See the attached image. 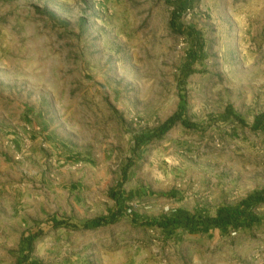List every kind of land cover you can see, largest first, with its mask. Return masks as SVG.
I'll list each match as a JSON object with an SVG mask.
<instances>
[{
	"label": "rangeland",
	"instance_id": "374dc122",
	"mask_svg": "<svg viewBox=\"0 0 264 264\" xmlns=\"http://www.w3.org/2000/svg\"><path fill=\"white\" fill-rule=\"evenodd\" d=\"M187 1L0 0V168L9 162H2L1 155L6 135L25 134L22 139L36 136L43 144L53 139V148L62 146L73 163H89L103 174L98 188L88 184L84 189V210L77 211L84 220L46 226L34 243V260L264 264V201L253 206L259 221L252 226L190 233L183 227L169 231L145 225L146 219L173 216L175 204L166 198L171 202L157 208L151 195L139 196L134 190L129 204L139 220L129 211L96 229L80 225L108 215L110 190L131 161L127 192L137 187L131 183L134 171L143 186L162 184L170 190L174 182L185 196L199 185L205 200L212 202L205 209L211 216L219 209L216 194L218 204L236 207L264 191V129L253 130L226 115L231 107L252 124L264 113V10L258 9L257 0H197L193 7ZM177 6L183 10L174 18ZM191 31L202 47L201 57H191L197 45ZM183 99L187 118L198 127L178 123L135 153V137H147ZM49 162L15 159V178L4 170L0 177H10L15 188L29 189L34 203L70 208L64 195L59 201L46 199L49 183L59 182L56 174L47 181L29 174L30 167ZM75 172L67 174L71 183L56 187L81 189ZM95 180L88 178L89 183ZM3 182L0 264H17L21 244L15 239L11 210L4 208L8 204L13 210L14 205L3 198ZM91 191L95 201L85 202Z\"/></svg>",
	"mask_w": 264,
	"mask_h": 264
},
{
	"label": "crops",
	"instance_id": "0c3cea01",
	"mask_svg": "<svg viewBox=\"0 0 264 264\" xmlns=\"http://www.w3.org/2000/svg\"><path fill=\"white\" fill-rule=\"evenodd\" d=\"M257 1H259L258 9L261 8L262 10H264V0ZM21 136L27 138L25 134L16 136L15 134H12L6 135L5 137L4 144L6 145V148L1 154L3 155L2 162L7 160L8 158L9 162L8 164L1 166L0 168V171L4 170L6 172L5 176L9 175L10 177L15 178V159L18 160L20 163L23 162L26 158L30 157L33 160L37 159L42 161H45V158H49V164L43 165L42 168L37 169L30 167L29 174L35 177H42L46 180L48 179L49 175L53 173L57 175L59 182L68 184V182H70L68 177H71L70 175H67L68 172L74 174V171L77 170V172H75L74 177L76 180H78V183H82V188H72V186L70 185L69 187L67 186L68 188H65L64 191H60L61 189H58L56 187L58 186L59 182L51 181V183H49V185H51V188L49 186V188L45 189V192L47 194L46 199L49 198L51 201H59L61 195H64L66 197V200H70L72 207L67 208L65 206H59V203L57 205H42L39 203L32 202L34 201L32 199L33 194L29 189H22L21 187L15 188V181H12L10 177H0V179L4 181L3 188H1L3 189V198H6V200L9 199L14 205L13 210L8 206V204H4V208H9V210H11L9 214L10 219L15 220V239L18 241V244H21V239L25 232L36 229V226L38 224L45 222L46 220H49L52 217H56L59 220H71L72 222L84 220L82 217L77 216V211L79 209L84 210V199L86 198V196H84V189L88 184H90L92 187L94 186L98 188L100 185L99 179L103 178V174L100 173L98 169H94L93 165H90L89 163H73L72 159L69 157L70 155L68 154V152H66V150H63L62 146L58 147L57 149H54L53 139H49L43 144V141H41L39 137L34 136L35 138L33 139V141H28L27 139H22ZM25 142L28 145L27 150L24 147ZM57 162H59V164H64V166L60 167ZM71 164H74L76 168H70L69 166ZM61 171H63V173H66L67 171L68 172L64 175ZM90 176H94L96 178L95 182L91 181V183H89L88 178ZM139 178L140 174L134 171L131 176V183H133V185L135 184L137 187H131L128 189V191L132 192L135 190L139 192V196H145L146 194L151 195L152 199L154 200L153 203L157 208H162V206H165L167 202H171L165 200L166 198H168L169 200L172 199L171 203L175 204L174 210H185L190 213H194L199 208L210 209L208 207L212 205V202H208L209 199L205 200L206 198H204L203 194L199 192L198 189L202 188L199 185H196L195 191H193L192 193H188V195L185 196V192L183 190H180V188L174 186V182L173 185L170 187V190H165L162 184H158L156 188L153 186L151 188L148 186L146 187V185L143 186V183H138ZM38 193L44 194V192L42 191H39ZM94 193V191H91L92 197L90 199H86L85 202H94ZM43 194L40 195L41 198H45ZM216 195L213 196V199H215L216 201L215 207L220 208L224 205L222 203L218 204V196ZM79 199L80 202L78 201ZM111 200L112 202H110L108 199L107 203L110 202L111 205L109 206V209L105 215L109 213V210L115 207V201L112 198ZM22 227H26V230H23Z\"/></svg>",
	"mask_w": 264,
	"mask_h": 264
},
{
	"label": "trees",
	"instance_id": "16d2710c",
	"mask_svg": "<svg viewBox=\"0 0 264 264\" xmlns=\"http://www.w3.org/2000/svg\"><path fill=\"white\" fill-rule=\"evenodd\" d=\"M196 1L197 0H188L187 4H189L188 6L193 7ZM182 10V7L177 6L173 17L177 18ZM172 27L174 30H177L178 24L175 22V19H172ZM180 31L184 32L183 29ZM195 34V31L189 32L190 37H193L194 41L197 43L191 51V57L193 58L201 57L203 54L202 47L198 45V39L195 40ZM226 115L234 117L239 123L244 126L251 127L253 130L264 129V113L257 116L252 124H248L244 119L238 116L231 107L227 109ZM178 123H182L189 129L198 127L187 118V108L184 99L182 100V104L179 109L164 123L155 128L147 137L145 134L135 137V147L133 151L135 153L138 152L147 140L151 141L153 139L163 137ZM132 166L133 164L131 161L122 173L120 181L110 190V196L115 201V207L109 210L107 216L95 218L83 224L80 223L81 227L91 230L103 225L112 224L124 217L129 211L134 220H139L138 215L133 212L129 204V202L135 198L136 193L127 192L125 189V182L128 180V171L132 168ZM263 201L264 191L251 195L247 200L243 201L236 207L221 206L214 216L208 214V211L204 208H199L194 213H190L185 210H174L175 214L173 216H165L156 220L146 219L143 220V223L147 226L156 225L169 231L183 227L190 233L207 232L212 227L220 228L223 231H228L230 228L239 229L242 227L252 226L259 221V218L254 216L251 211L253 206ZM68 223V220H59L56 217H52L49 220L37 225L36 229L25 232L21 239V255L17 264H41L37 260H34L31 256L35 241L44 235V229L46 226L56 228L67 226ZM73 226L78 227L75 225Z\"/></svg>",
	"mask_w": 264,
	"mask_h": 264
}]
</instances>
